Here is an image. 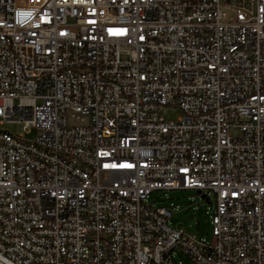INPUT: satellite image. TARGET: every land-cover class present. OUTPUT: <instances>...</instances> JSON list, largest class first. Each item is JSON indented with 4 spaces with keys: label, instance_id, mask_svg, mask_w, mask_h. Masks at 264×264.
Segmentation results:
<instances>
[{
    "label": "built area",
    "instance_id": "obj_1",
    "mask_svg": "<svg viewBox=\"0 0 264 264\" xmlns=\"http://www.w3.org/2000/svg\"><path fill=\"white\" fill-rule=\"evenodd\" d=\"M6 121L0 264H264V0H0Z\"/></svg>",
    "mask_w": 264,
    "mask_h": 264
},
{
    "label": "rangeland",
    "instance_id": "obj_2",
    "mask_svg": "<svg viewBox=\"0 0 264 264\" xmlns=\"http://www.w3.org/2000/svg\"><path fill=\"white\" fill-rule=\"evenodd\" d=\"M227 11L230 16L232 14L231 11ZM162 115L166 119L176 120L182 115V110L177 105H166L162 111ZM0 127L12 134H18L22 130V124L17 122L6 121L0 124ZM168 196L169 199L163 200L164 195L160 193L158 199L155 201L159 204H169L171 201H174L181 207L170 218V225L173 228L210 240L212 238V226L206 211L209 214L212 213V207L215 203L214 195L211 196V203L206 199H199L195 190H175L169 192ZM191 197H194V200L197 201L191 202Z\"/></svg>",
    "mask_w": 264,
    "mask_h": 264
},
{
    "label": "water",
    "instance_id": "obj_3",
    "mask_svg": "<svg viewBox=\"0 0 264 264\" xmlns=\"http://www.w3.org/2000/svg\"><path fill=\"white\" fill-rule=\"evenodd\" d=\"M198 192H200V191H198Z\"/></svg>",
    "mask_w": 264,
    "mask_h": 264
}]
</instances>
